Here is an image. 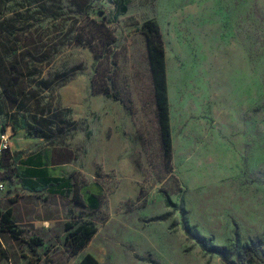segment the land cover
<instances>
[{
    "label": "rangeland",
    "instance_id": "374dc122",
    "mask_svg": "<svg viewBox=\"0 0 264 264\" xmlns=\"http://www.w3.org/2000/svg\"><path fill=\"white\" fill-rule=\"evenodd\" d=\"M146 21L164 48L169 158ZM21 121L50 136L67 184L22 190L31 152L0 138V264H264V0H0V135ZM92 184L96 209L74 199ZM81 223L97 231L75 252L65 226Z\"/></svg>",
    "mask_w": 264,
    "mask_h": 264
},
{
    "label": "trees",
    "instance_id": "16d2710c",
    "mask_svg": "<svg viewBox=\"0 0 264 264\" xmlns=\"http://www.w3.org/2000/svg\"><path fill=\"white\" fill-rule=\"evenodd\" d=\"M99 30L105 29V44L111 46L114 43V37L107 33L108 30L105 28L104 23L98 24ZM143 33L146 37V45H147V54L149 61V68L151 77L154 84V93H155V104H156V114L159 123L160 130V139L161 146L164 152V156L166 158L170 157L171 154V137H170V128H169V118H168V101H167V86H166V74H165V63H164V48L162 44V38L160 29L155 21H146L143 24ZM104 36V35H102ZM103 40V39H101ZM95 59H99V56H95ZM69 80V79H67ZM65 80L61 86H63L66 81ZM93 93H103L110 94V89L108 86L102 85L92 89ZM114 99H118V94H113ZM21 129H24L27 134L32 135L37 138H42L45 141H50V136L46 134L40 126H36L35 129L30 130L28 126L21 121ZM13 132H16L17 128L11 125ZM5 130V126H3ZM52 135V134H51ZM24 163H35L32 159H26L23 161ZM20 168V167H19ZM22 175H35L41 177V181L43 183V187L41 188H27L30 192L42 193L45 189H51L54 187H65L67 181L65 178H51L49 180L42 179L45 174L43 173H33L30 171H24L22 173L21 168L19 172H17V176L21 177ZM23 187H26V185ZM93 184L90 186H84L81 189V193L79 195H74V199L76 201L82 202L85 206H88L92 209H96L99 205V195L93 189ZM26 189V188H25ZM79 197H81L79 199ZM169 203V202H167ZM2 223L5 225L12 224V211L9 209L0 214ZM185 230L190 233L189 228L185 226ZM66 239L70 240L71 247L73 250L80 251L84 248L87 243L92 239V237L96 234V227L90 223H81V224H66ZM193 236V235H192ZM194 237V236H193ZM195 239L204 247V243L197 236ZM77 264H98L97 260L90 254L84 255Z\"/></svg>",
    "mask_w": 264,
    "mask_h": 264
},
{
    "label": "crops",
    "instance_id": "0c3cea01",
    "mask_svg": "<svg viewBox=\"0 0 264 264\" xmlns=\"http://www.w3.org/2000/svg\"><path fill=\"white\" fill-rule=\"evenodd\" d=\"M9 132H11V135H9V142L14 143L15 151H29L31 154L28 155L25 160L32 159L35 161V163H24L21 165L22 173L24 171L43 173L45 176L42 179L45 180L51 178H63V176L59 175L57 171L59 167L65 166L66 164H58L55 162L57 158L55 154L50 151L54 146L52 147L48 145V142L42 138L27 134V132L21 128H18L16 132H13L11 125H7L5 133L9 134ZM19 178L21 179L22 190L24 191H28L27 188L43 187L41 177L35 175H22ZM23 185H26V187H23ZM45 191H47V189H45Z\"/></svg>",
    "mask_w": 264,
    "mask_h": 264
},
{
    "label": "built area",
    "instance_id": "2783aa9c",
    "mask_svg": "<svg viewBox=\"0 0 264 264\" xmlns=\"http://www.w3.org/2000/svg\"><path fill=\"white\" fill-rule=\"evenodd\" d=\"M6 136V133L4 131V133L0 136L1 138V144L3 145L4 148H6L8 146V143H7V138L5 137ZM0 187L2 188L3 185H0Z\"/></svg>",
    "mask_w": 264,
    "mask_h": 264
}]
</instances>
